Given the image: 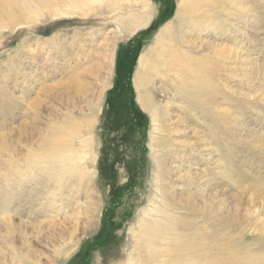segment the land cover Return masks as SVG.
Segmentation results:
<instances>
[{
	"label": "rangeland",
	"instance_id": "374dc122",
	"mask_svg": "<svg viewBox=\"0 0 264 264\" xmlns=\"http://www.w3.org/2000/svg\"><path fill=\"white\" fill-rule=\"evenodd\" d=\"M147 1L89 16H51L59 6L50 5L0 29V264H129V229L157 192L156 162L176 200L212 208L215 218L187 206L179 213L230 251L214 264L242 255L264 264V0H201L180 29L177 0ZM144 12L150 21L132 33L117 25ZM166 25L176 42L160 61L156 39ZM102 33L112 62L92 128L79 134L92 142L87 175L77 184L49 178L36 170L42 165L31 171L30 151L46 130L70 112L88 115L97 89L87 69L97 57L86 58ZM144 53L156 65L148 88L155 123L133 81ZM166 61L182 70L180 81L168 82ZM151 138L161 144L151 149ZM6 158L30 174H13Z\"/></svg>",
	"mask_w": 264,
	"mask_h": 264
},
{
	"label": "bare ground",
	"instance_id": "6f19581e",
	"mask_svg": "<svg viewBox=\"0 0 264 264\" xmlns=\"http://www.w3.org/2000/svg\"><path fill=\"white\" fill-rule=\"evenodd\" d=\"M133 1L136 0H0V29L4 27L7 29L10 26L14 27L17 24L30 22L31 19H28L30 14L36 15L39 9L50 5L59 6L55 14L51 16H89L91 12L112 14L125 10L132 6L133 3L131 2ZM177 1L176 19L178 29H180L185 25L187 27L193 23L191 22V17L194 16V7L201 0ZM95 3H97L96 6H92ZM140 4L143 8H147L148 1L141 0ZM144 14V17L140 16L138 18L136 16L133 17V14L119 17L116 19L117 25L123 26L126 33H132L150 21L151 14L148 15V12H144ZM16 16H22L24 21H11ZM174 30L173 27L166 25L157 36L156 45L158 49L156 53L160 56V61L165 58V52H163L165 51V46L172 43L174 45V42H176L174 36H176L175 31L177 29ZM102 39L103 42L98 44L97 51L86 58V60L92 61L93 56L97 57V60L95 62L92 61L93 63L91 62L90 67L87 69L89 76L94 73L92 84L97 89V94L88 103V115L78 117L70 112L63 117L61 122L58 123L57 121L46 130L41 136L38 145L30 151V159L26 167H32L31 171L37 168V166L42 165L36 170L42 171L49 178L61 181L64 178L68 179L70 177L74 178L77 184H80L82 182L81 179L87 175V166L92 162V157L89 155L92 154V142L90 137L82 139L79 134L86 129L90 130L92 128L98 103L100 102V93L108 85L106 79L108 77V68L112 62V50L106 42L109 40L108 37H105L104 33H102ZM148 55L149 53H144L139 57L133 81L137 92V102L148 116L152 117V122L155 123L160 113L155 107L148 88L150 69L156 67V65H153L155 61L153 62L152 59H149ZM160 61H158L159 64H161ZM165 66L166 70L164 73L167 72L168 82L180 81L183 78L182 70L180 71L174 64L172 65L170 61H166ZM79 73L78 69L75 68L73 71L71 70L69 77H74ZM176 76H178L177 79H175ZM77 81L81 83L79 80ZM84 84L89 88L87 82H84ZM167 86L169 87V84ZM36 103L38 102L36 101ZM154 128H156L155 124ZM0 138L1 141H4V134ZM75 138L79 139L78 142H75ZM151 141L154 142V145L152 142L150 144L151 149L159 143L158 139L151 138ZM1 148L8 153L9 148L4 147V144L1 145ZM4 165L13 174H30L29 172L26 173L25 170H20L16 160L12 158H6ZM159 165L160 163L156 162L157 172L155 181L157 185L155 186V190L157 192L152 194L153 198L146 205L142 206L138 213L137 222L129 229L131 237H133L130 241L132 252L129 255L131 260L129 264H214V261L219 259H214V257H220L223 252H228L229 250L225 245L222 246L219 243L213 245L214 237L212 235L208 236L209 233H205V230H207L205 227L197 228L188 224V215L179 213L181 210L186 211L187 206L193 211L202 212L209 217L215 218L212 208L202 206L201 211H198V208L194 205H185L180 200H176L169 189L168 181L164 178L166 172L158 170ZM32 175L34 176L35 174L32 173ZM219 212L221 213V211ZM219 216L225 219V216L223 217L222 214ZM232 223L234 222L232 221ZM208 237L213 239L209 241ZM229 254L234 253L231 252ZM13 260L18 262L19 260L24 261L25 258L21 255H14ZM220 260L222 259L220 258ZM259 260L260 257L257 255H254L251 259H246L242 255L237 258L234 257L228 264H259ZM25 262L26 264H33L32 261L27 263V259Z\"/></svg>",
	"mask_w": 264,
	"mask_h": 264
}]
</instances>
